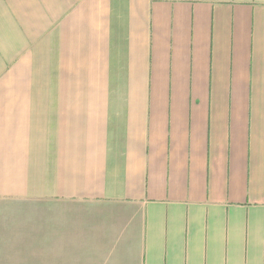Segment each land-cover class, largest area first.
Listing matches in <instances>:
<instances>
[{"label": "crops", "instance_id": "crops-1", "mask_svg": "<svg viewBox=\"0 0 264 264\" xmlns=\"http://www.w3.org/2000/svg\"><path fill=\"white\" fill-rule=\"evenodd\" d=\"M0 264H264V0H0Z\"/></svg>", "mask_w": 264, "mask_h": 264}]
</instances>
